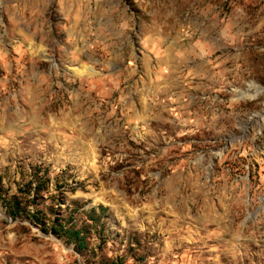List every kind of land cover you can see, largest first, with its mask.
Segmentation results:
<instances>
[{
	"label": "rangeland",
	"instance_id": "obj_1",
	"mask_svg": "<svg viewBox=\"0 0 264 264\" xmlns=\"http://www.w3.org/2000/svg\"><path fill=\"white\" fill-rule=\"evenodd\" d=\"M0 194L86 232L0 264H264V0H0Z\"/></svg>",
	"mask_w": 264,
	"mask_h": 264
},
{
	"label": "trees",
	"instance_id": "obj_2",
	"mask_svg": "<svg viewBox=\"0 0 264 264\" xmlns=\"http://www.w3.org/2000/svg\"><path fill=\"white\" fill-rule=\"evenodd\" d=\"M43 188L41 186H36L34 191V200L38 198V192H42ZM20 192L30 196L31 192H25L20 190ZM0 200L2 201L3 208L7 216L12 220L24 219L32 221L35 225L39 224L43 231H49L58 236L65 237L68 241L74 242L77 244V247L80 249L84 246L83 235L86 233L85 230L75 229V225L71 223L72 218H69L65 224L58 222V219L50 220L42 217L37 210L29 209L28 206H22V202L19 201L15 196H11L9 199H6L0 194ZM33 202V201H32ZM28 208V209H27ZM104 212L102 207H99L98 212L94 208L90 209L88 215L89 221H100V218ZM50 221V224H48ZM48 224V225H47Z\"/></svg>",
	"mask_w": 264,
	"mask_h": 264
}]
</instances>
